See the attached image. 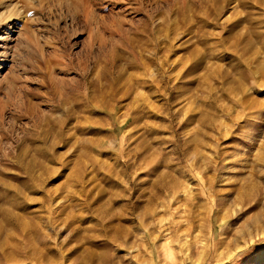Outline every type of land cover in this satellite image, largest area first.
Returning <instances> with one entry per match:
<instances>
[{"label": "rangeland", "instance_id": "1", "mask_svg": "<svg viewBox=\"0 0 264 264\" xmlns=\"http://www.w3.org/2000/svg\"><path fill=\"white\" fill-rule=\"evenodd\" d=\"M2 2L0 264H264V0Z\"/></svg>", "mask_w": 264, "mask_h": 264}, {"label": "bare ground", "instance_id": "2", "mask_svg": "<svg viewBox=\"0 0 264 264\" xmlns=\"http://www.w3.org/2000/svg\"><path fill=\"white\" fill-rule=\"evenodd\" d=\"M1 4H3V2L0 3V5H1ZM11 7H12V6H11ZM11 7H10V8H11ZM13 7H14V6H13ZM13 7H12V8H13ZM14 9H15V8H14ZM8 10H11V9H8ZM8 10H7V11H8ZM12 12H13V10L10 11V13H9L8 15H6L8 12H7L6 14H4V13L0 14V22H1V23H0V26L7 25V23L10 21V19H12V17H13V16H12V14H13ZM14 12L17 14L16 11H14ZM11 13H12V14H11ZM18 14H19V13H18ZM5 15H6V16H5ZM0 55H2V54H0ZM3 58H6V55H3ZM231 256H232V255H231Z\"/></svg>", "mask_w": 264, "mask_h": 264}]
</instances>
